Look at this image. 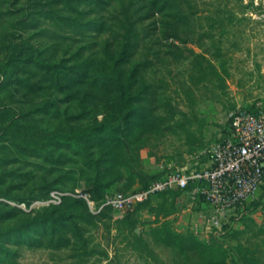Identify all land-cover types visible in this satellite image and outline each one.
<instances>
[{
	"label": "rangeland",
	"instance_id": "374dc122",
	"mask_svg": "<svg viewBox=\"0 0 264 264\" xmlns=\"http://www.w3.org/2000/svg\"><path fill=\"white\" fill-rule=\"evenodd\" d=\"M260 100L264 0H0V264L259 261L264 186L216 225L193 185L132 213L105 203L207 167L231 114Z\"/></svg>",
	"mask_w": 264,
	"mask_h": 264
},
{
	"label": "built area",
	"instance_id": "2783aa9c",
	"mask_svg": "<svg viewBox=\"0 0 264 264\" xmlns=\"http://www.w3.org/2000/svg\"><path fill=\"white\" fill-rule=\"evenodd\" d=\"M191 185L193 195H199L208 208L207 224H218L255 196L264 185V100L231 114L226 135L212 148L207 167L170 170L144 190L114 194L105 205L133 212L155 195L173 190L188 192Z\"/></svg>",
	"mask_w": 264,
	"mask_h": 264
},
{
	"label": "trees",
	"instance_id": "16d2710c",
	"mask_svg": "<svg viewBox=\"0 0 264 264\" xmlns=\"http://www.w3.org/2000/svg\"><path fill=\"white\" fill-rule=\"evenodd\" d=\"M166 5H168V3L166 2L165 3ZM15 48V47H14ZM14 51V50H13ZM13 56L14 57H19V59L21 60V61H24V60H26V59H30L29 58V55H23V52L21 51V50H18L17 51V49L13 52ZM31 61H33V60H31ZM35 61V63H38L39 65H40V67H46L43 63H41V62H39L38 60H34ZM114 74H115V77H114V80H113V84L116 86V88H117V91H118V97H119V99L121 100L122 99V95H121V91H122V88H123V83H122V81H121V78H120V73L114 68ZM245 108H249V107H245ZM129 115V112H126L125 114H124V116L125 117H127ZM101 125H103V124H101ZM105 126V125H104ZM99 127H103V126H99ZM109 128H107L108 130V135H110V136H113L114 134V131H116V129L115 128H113V127H111V126H108ZM118 129V128H117ZM2 132L4 133V134H7V133H13L14 132V129H13V127H12V123H10V124H8L7 126H5L4 128H3V130H2ZM103 173V170L101 169V168H99L98 166H96L95 167V180L94 181H97V180H99V179H102V176H101V174ZM103 175V174H102ZM145 176V175H144ZM163 177V176H162ZM162 177H160V178H157V179H153L152 181H150L149 183H146L145 181H143L142 183V185H141V187H140V189H138V190H136L135 192H137V191H141V190H144V189H146L152 182H154V181H156V180H159V179H161ZM145 178H146V176H145ZM264 186V185H263ZM94 187H97V182H95L94 183ZM180 191V190H179ZM133 193V192H132ZM167 193H170V192H167ZM123 194H129V193H123ZM156 196V195H155ZM154 197V196H153ZM152 197V198H153ZM152 198H150V199H152ZM149 199V200H150ZM148 200V201H149ZM148 201H146V202H148ZM146 202H144V203H142V204H139L136 208H135V210L139 207V206H141V205H143V204H145ZM134 212V211H133ZM129 213H132V212H129ZM48 221H54V218H52L51 216H50V214H47V215H43ZM128 220L129 219H125L124 221L125 222H128ZM133 227H134V225H132V227H131V229L133 230ZM153 232L156 234V236L157 237H159V239H161L160 241L162 242V243H164V244H166V245H168V246H171V247H173V248H175V249H177V251L180 253V252H183L184 251V249H185V244L187 245V243H191L192 244V246L194 247L193 249H195V250H197L198 249V247H197V245H196V242L195 241H193V239L191 238V237H184V236H182V235H180V234H177V233H175V232H172V231H170L169 229H167V228H164V227H158V228H156V229H154L153 230ZM134 237H135V235H134ZM261 257V256H260ZM264 257V256H263ZM263 257H261V258H259L260 260L258 261L257 259H255V258H251V260H250V264H264V261L262 260L263 259Z\"/></svg>",
	"mask_w": 264,
	"mask_h": 264
},
{
	"label": "crops",
	"instance_id": "0c3cea01",
	"mask_svg": "<svg viewBox=\"0 0 264 264\" xmlns=\"http://www.w3.org/2000/svg\"><path fill=\"white\" fill-rule=\"evenodd\" d=\"M171 192V191H170Z\"/></svg>",
	"mask_w": 264,
	"mask_h": 264
}]
</instances>
